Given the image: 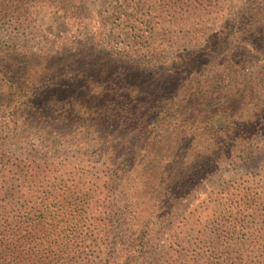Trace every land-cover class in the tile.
Here are the masks:
<instances>
[{"label":"trees","instance_id":"1","mask_svg":"<svg viewBox=\"0 0 264 264\" xmlns=\"http://www.w3.org/2000/svg\"><path fill=\"white\" fill-rule=\"evenodd\" d=\"M82 1L0 0V16L20 28L46 11L79 21ZM126 24L133 33L124 46L114 45L111 27L91 44L62 37L36 52L0 46V102L10 82L24 98L26 125L56 143L93 147L97 158L71 186L54 161L20 160V218L0 228V261L79 264L97 252L111 264H142L183 209L162 248L166 264H264V176L200 194L264 149V6L168 61L160 56L174 47L170 37ZM80 158L64 163L85 165ZM114 210L125 244L111 253Z\"/></svg>","mask_w":264,"mask_h":264},{"label":"rangeland","instance_id":"2","mask_svg":"<svg viewBox=\"0 0 264 264\" xmlns=\"http://www.w3.org/2000/svg\"><path fill=\"white\" fill-rule=\"evenodd\" d=\"M135 2L139 4L122 7L121 4H125L122 0H83L82 18L79 21L70 22L59 12L46 11L39 14V19L34 24L30 27L25 25V28H20V24L17 26L15 23L7 22L0 16V46L36 52L37 48L45 47L46 43L62 37L91 44L104 35L110 27L116 35L113 38L114 45L122 43L124 46L132 39L133 32L129 24H126V20L127 22L129 20L135 27H142L144 24L149 28L154 26L158 35L165 34L174 41V47L160 56V61H168L178 50L184 47H196L209 37L220 36L228 23L236 19L240 20L243 14L253 8L264 6V0H133V3ZM137 15L140 19L137 23H133ZM163 30L168 31L169 35ZM5 81L7 82L6 79ZM9 87L10 82L4 91L6 96L0 102V104L4 103L0 108V143L3 144L0 158V228L2 230L7 229L10 221L14 223L20 218V160L30 157L39 162L41 159L43 163L54 161V167H60V174L65 170L62 182L67 186H71L74 181L78 182L77 178L72 179V175L79 176L86 164L95 166L97 161L91 152L93 147L82 149L73 141L68 144L56 143L53 141L56 137L50 132L31 129L26 125L28 114L21 111L24 98L20 95V89ZM77 154L81 156L79 161L86 162L85 165L80 163L68 166L64 163V161L68 163L75 161ZM262 160H264V149L257 152L250 151L237 167L210 178L202 187L200 194L205 193L210 187H218L230 180H239L241 177H243L241 181L249 178L259 184L264 176V168L261 170ZM113 200L115 205L116 192ZM117 207L116 204L114 208ZM182 213L183 209L175 214L171 223L165 224L164 230L159 234L156 249H151L145 255L142 264H166L162 248L170 244L171 237L177 235L176 226ZM113 215L109 240L106 241L111 253L124 247L125 244L124 236L120 234L116 222L119 212L116 215L114 210ZM261 233L258 247L264 244V231H260L259 236ZM244 237L245 232L235 233L233 241L239 243ZM9 261H0V264H7ZM79 264H111V260L107 262L94 252L87 262Z\"/></svg>","mask_w":264,"mask_h":264}]
</instances>
